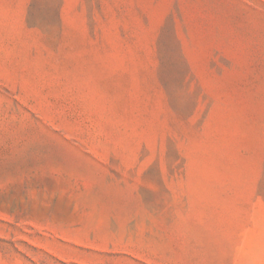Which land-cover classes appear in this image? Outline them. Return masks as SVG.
Instances as JSON below:
<instances>
[{"label": "rangeland", "instance_id": "rangeland-1", "mask_svg": "<svg viewBox=\"0 0 264 264\" xmlns=\"http://www.w3.org/2000/svg\"><path fill=\"white\" fill-rule=\"evenodd\" d=\"M0 264H264V0H0Z\"/></svg>", "mask_w": 264, "mask_h": 264}]
</instances>
